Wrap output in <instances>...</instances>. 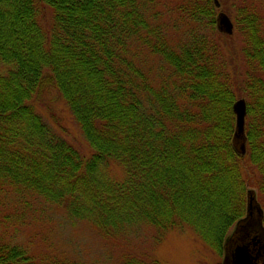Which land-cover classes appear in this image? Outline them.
<instances>
[{"label": "trees", "instance_id": "trees-1", "mask_svg": "<svg viewBox=\"0 0 264 264\" xmlns=\"http://www.w3.org/2000/svg\"><path fill=\"white\" fill-rule=\"evenodd\" d=\"M172 1L165 21L157 0H0V264H104L36 249L37 201L91 221L113 244L144 223L157 242L189 228L219 249L247 216L251 186L264 209L260 16L241 11L245 69L233 76L225 44L203 29L215 26V1ZM51 89L80 125L89 157L37 110ZM242 90L245 153L235 137ZM110 165L123 179H102ZM117 264L161 263L129 247Z\"/></svg>", "mask_w": 264, "mask_h": 264}, {"label": "rangeland", "instance_id": "rangeland-1", "mask_svg": "<svg viewBox=\"0 0 264 264\" xmlns=\"http://www.w3.org/2000/svg\"><path fill=\"white\" fill-rule=\"evenodd\" d=\"M169 1L157 0V4L154 7L160 11V15L165 18V21H169L170 17L173 16L168 11V8L171 7ZM214 1L216 8L215 26L211 28L210 26L206 27L203 25V29L206 33L216 34V37L225 44V52L227 53L225 58L228 62L227 70L231 75L237 76V74L245 69L242 51L244 41L238 24V20H241V11L245 7H251L253 11L256 10L260 16L258 23L262 25L264 31V0ZM216 1L219 2V5ZM174 2L176 3V0L172 1V5ZM173 7L175 8L176 5H173ZM148 8L152 10L153 7L149 5ZM219 12L226 13L234 24L230 37L224 36V33H229L223 32L218 28L217 17ZM179 26H176V28ZM183 27L181 25V28ZM176 28H168L167 32L173 35ZM185 33H188V31H183L181 34L184 35ZM6 68L0 61V71H5ZM235 72L237 74H234ZM238 93H243L244 97L240 98L246 100L247 96L244 90L242 92L238 91ZM36 108L53 131L77 147L84 157L87 158L91 155L92 149L59 91L51 89L44 93L42 99L36 103ZM244 165H246L248 177L254 178L256 171L251 166L249 167L247 163ZM100 176L102 179L110 177L121 180L124 177V172L120 166L110 165L102 167ZM250 189L255 191L257 201L261 206V202L258 199L257 187L251 186ZM32 211L34 212L32 214L36 217L38 216L39 219L33 225L38 231L35 235L38 238L36 239V249L46 248V250L52 253L58 252L64 256L84 260L89 263L101 262L104 264H117L129 247L152 252L161 264H222L225 256L224 245L227 238L234 232L237 224L231 229L222 249L206 243L189 228L168 231L164 234L163 239L157 242L155 240V236L158 234L156 228L144 223L131 227L128 233V241L118 245L106 240L91 221L73 218L65 208L50 206L37 201L34 202ZM33 220L29 222V226L33 224Z\"/></svg>", "mask_w": 264, "mask_h": 264}, {"label": "water", "instance_id": "water-1", "mask_svg": "<svg viewBox=\"0 0 264 264\" xmlns=\"http://www.w3.org/2000/svg\"><path fill=\"white\" fill-rule=\"evenodd\" d=\"M219 5V2L216 1ZM218 28L226 33L233 32V22L224 12H219ZM237 117L236 142L242 153L246 152L245 122L247 102L240 98L234 104ZM264 212L257 201L254 190L248 194V214L240 219L234 232L229 236L224 245L225 256L222 264H264ZM260 250H259V249ZM260 257L263 258L260 260Z\"/></svg>", "mask_w": 264, "mask_h": 264}, {"label": "flooded vegetation", "instance_id": "flooded-vegetation-1", "mask_svg": "<svg viewBox=\"0 0 264 264\" xmlns=\"http://www.w3.org/2000/svg\"><path fill=\"white\" fill-rule=\"evenodd\" d=\"M258 249H259V248H258ZM259 250H260V249H259ZM261 259H263V258L260 257V260H261ZM260 263H264V262H261V261H260Z\"/></svg>", "mask_w": 264, "mask_h": 264}, {"label": "bare ground", "instance_id": "bare-ground-1", "mask_svg": "<svg viewBox=\"0 0 264 264\" xmlns=\"http://www.w3.org/2000/svg\"><path fill=\"white\" fill-rule=\"evenodd\" d=\"M234 25V24H233ZM236 102V101H235ZM235 104V103H234ZM245 218V217H244Z\"/></svg>", "mask_w": 264, "mask_h": 264}]
</instances>
